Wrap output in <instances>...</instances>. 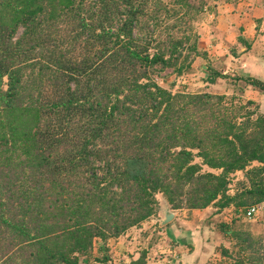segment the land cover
<instances>
[{"label": "trees", "instance_id": "1", "mask_svg": "<svg viewBox=\"0 0 264 264\" xmlns=\"http://www.w3.org/2000/svg\"><path fill=\"white\" fill-rule=\"evenodd\" d=\"M171 6L0 0V264H88L90 254L109 264L108 240L155 215L157 193L175 209L231 207L232 221L264 200L258 103L156 79L166 67L180 74L197 53V34L187 42L175 29L179 7L201 5ZM218 76L227 75L209 68L206 78ZM234 79L264 92V79ZM219 227L238 244L232 264H262L259 236ZM146 258L142 250L127 264Z\"/></svg>", "mask_w": 264, "mask_h": 264}, {"label": "rangeland", "instance_id": "2", "mask_svg": "<svg viewBox=\"0 0 264 264\" xmlns=\"http://www.w3.org/2000/svg\"><path fill=\"white\" fill-rule=\"evenodd\" d=\"M163 1L169 5V8H172L171 5L174 0ZM189 1L195 6L201 5V8L193 14V10L183 12L186 7H179L183 18L178 22L179 26L175 29V32L178 35L187 34V42H192L195 34H197V53L190 54V66L180 74H175L171 67H166L156 79L163 86L170 87L172 91L194 92L207 90L215 93H225L228 97L232 94L240 95L242 100L252 98L258 103V111H263L264 92L251 88V85L245 83L243 79H234L235 76L239 75L235 69V63H228L227 58L224 60L225 55L231 52L233 46L223 27L224 24L233 22L230 12L234 11V7H232V4H228L231 1L227 0L221 3L217 2L219 0ZM250 1L259 3L260 0ZM219 10L222 13H218ZM170 22H172V19ZM184 50L186 49L183 48L182 51ZM209 65L210 67H208ZM209 68L222 71L227 76H218L213 82L208 81L206 75ZM195 159L200 160L199 157ZM203 169H209V167L203 165ZM212 170L217 171V169ZM232 176L229 192L235 190L236 181L243 176L242 171L238 170ZM156 196L159 205L158 212L155 215L150 216L138 226L129 229L123 237L108 240L107 244L111 248L112 255L109 264H126L128 257L124 256L123 252L130 254L131 250L132 252H138V254L142 250H146V261L148 263L149 259V264H232L233 257L239 251L238 244L228 233H223L220 230L219 225L221 222L232 223L237 228L244 229L247 227L254 236H259L261 239L257 242V246L260 247L259 249L256 248L255 253L262 258L261 263H264L262 257L264 252V218L237 217L236 220L232 221L235 214L231 207H224L216 211V206L212 204L204 209H175L169 205L161 193H157ZM168 214L170 215L169 219L163 222L165 215ZM173 218H175L176 224L183 226L187 237L184 238L186 244L180 242V238L185 236L183 233L180 235L174 233V231L172 233L170 232L171 228L166 227L169 220ZM179 242L184 245L176 247L175 245ZM99 245V239H95L93 254H102L103 251L99 249ZM222 248H226L229 252L224 253ZM249 252L254 253L251 249H247L242 254H248ZM82 259L88 264L94 262V257L91 254L86 257L82 256ZM245 264L249 263L246 262Z\"/></svg>", "mask_w": 264, "mask_h": 264}, {"label": "crops", "instance_id": "3", "mask_svg": "<svg viewBox=\"0 0 264 264\" xmlns=\"http://www.w3.org/2000/svg\"><path fill=\"white\" fill-rule=\"evenodd\" d=\"M226 1L227 0H219L217 2L221 3ZM230 1L232 3L230 2L228 4H232V7H234V11L230 12V17L233 18V22L222 26L235 48H233V51L231 49V52L227 55L224 54V60L227 58L228 63H235V69L239 74H250L264 79V0H260L259 3L250 0ZM218 13L222 12L219 10ZM239 35L242 36V40L237 39ZM174 219L175 218L169 220L170 223L166 225V227L169 229L171 228L170 232L172 233L173 231L174 233H179V235L183 233L185 236L178 238H180V242L182 241L186 244L187 242L184 239L187 238L186 232L183 226L176 224ZM180 242L175 246L184 245ZM130 254H128V252H123V255L128 257L127 262L130 257L135 258L138 252H132L131 250ZM146 264H149V259Z\"/></svg>", "mask_w": 264, "mask_h": 264}, {"label": "built area", "instance_id": "4", "mask_svg": "<svg viewBox=\"0 0 264 264\" xmlns=\"http://www.w3.org/2000/svg\"><path fill=\"white\" fill-rule=\"evenodd\" d=\"M245 216L247 218H264V200L248 205L245 208Z\"/></svg>", "mask_w": 264, "mask_h": 264}, {"label": "water", "instance_id": "5", "mask_svg": "<svg viewBox=\"0 0 264 264\" xmlns=\"http://www.w3.org/2000/svg\"><path fill=\"white\" fill-rule=\"evenodd\" d=\"M262 110H263V112H264V106H263ZM169 216H170L169 214H168V215H165V218H164L163 222H164V221H167V220L169 219Z\"/></svg>", "mask_w": 264, "mask_h": 264}]
</instances>
